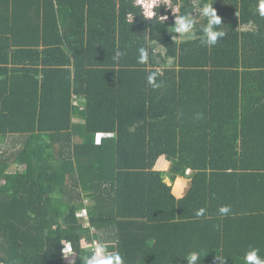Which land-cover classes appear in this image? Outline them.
<instances>
[{"label":"trees","instance_id":"trees-1","mask_svg":"<svg viewBox=\"0 0 264 264\" xmlns=\"http://www.w3.org/2000/svg\"><path fill=\"white\" fill-rule=\"evenodd\" d=\"M205 3L225 33L214 46L202 43ZM258 3L171 0L197 21L176 42L164 6L165 24L137 0H0V144H20L0 150V264H66L61 241L82 264L92 239L126 264H186L193 250L201 264H244L250 247L264 257ZM142 45L148 65L137 64Z\"/></svg>","mask_w":264,"mask_h":264},{"label":"clouds","instance_id":"clouds-1","mask_svg":"<svg viewBox=\"0 0 264 264\" xmlns=\"http://www.w3.org/2000/svg\"><path fill=\"white\" fill-rule=\"evenodd\" d=\"M137 3L143 5L144 17L147 20L158 18L163 24H165V21L168 19V17L159 15L155 9L157 7L160 8L161 6H164L171 11L175 19L174 26L170 27L169 29H171L170 36H172L174 41L182 42L185 40L184 37H191L189 35L192 34L197 21L195 18H193L191 13L177 14L180 8L179 4L173 6L171 4V0H150L149 3H145L144 0H137ZM257 8L259 15L264 17V0H259ZM200 16L206 19V23L200 29L203 34L202 43L210 46L216 45L218 40L225 36L224 31L220 30L221 18L217 15L211 3H205L203 5V7L200 9ZM129 18L130 20L132 19L131 14ZM154 43H157V41ZM137 51V64L148 65L150 60L149 47L142 45L137 49ZM125 55V52H117L116 58ZM158 75L159 73L157 71L149 72L147 75V84L153 89H159L161 87V83L158 82ZM107 136L110 137L111 135ZM98 142L99 141H97V143ZM230 211L231 208L228 205H223L218 209V213L221 216L228 215ZM205 212L206 209L201 208L195 212V216L204 217ZM91 231H95V229H91ZM61 244L63 245L62 254L64 256V261L65 257L67 258L74 256L77 258L76 252L74 251L70 241H61ZM81 245L82 247H86L88 249V252L83 257H81L82 264H126L123 255L118 251H108L106 242L103 240L92 239L90 244H86L84 240H81ZM204 257L203 250H193L187 253V255L184 257V261L186 264H201ZM216 260L219 261V264H225L226 261V259L223 257L217 258V256ZM243 260L244 264H264V257L260 255V248L258 247H250L244 253ZM74 264H76V261Z\"/></svg>","mask_w":264,"mask_h":264},{"label":"rangeland","instance_id":"rangeland-1","mask_svg":"<svg viewBox=\"0 0 264 264\" xmlns=\"http://www.w3.org/2000/svg\"><path fill=\"white\" fill-rule=\"evenodd\" d=\"M195 3L197 4V0H195ZM172 26H174V22H173L172 25H170V27H172ZM169 32H171V31H169ZM167 63H172V61H168ZM19 148H20V144L15 142L13 139H7L6 143L0 144V150L2 152H4V155L8 154L9 157H11L13 151L18 150ZM156 169L166 172V171H169L171 169V167H170L169 163L168 164H163V163L160 162L159 165L156 167ZM186 181H187V179H181L180 181H178L175 184L174 191H175V194L177 196L179 195V191H180V194L183 196V194L187 190L186 189Z\"/></svg>","mask_w":264,"mask_h":264},{"label":"built area","instance_id":"built-area-1","mask_svg":"<svg viewBox=\"0 0 264 264\" xmlns=\"http://www.w3.org/2000/svg\"><path fill=\"white\" fill-rule=\"evenodd\" d=\"M105 136H107V135H105V134H98V135H97V138H96V140L99 141L98 143H101L102 139H103ZM79 216H80V217H83V218H86V217H87V212H86V211H83L82 213L79 214ZM85 227H90V223L87 222V223L85 224ZM75 261H76V258H75L74 256H70V257H67V258L65 257V262H66L67 264H74Z\"/></svg>","mask_w":264,"mask_h":264},{"label":"crops","instance_id":"crops-1","mask_svg":"<svg viewBox=\"0 0 264 264\" xmlns=\"http://www.w3.org/2000/svg\"><path fill=\"white\" fill-rule=\"evenodd\" d=\"M160 162L163 163V164H168V163H169V162L165 161L164 158H161V159L159 160L158 165H159ZM169 164H170V163H169ZM158 165H157V166H158ZM170 167H171V164H170ZM178 181H179V180H178ZM178 181H177V182H178ZM187 184H188V183H187V181H186V189H187V187H188ZM174 186H175V185H174ZM173 193H174V195H175L177 198L180 199V198H182V197L185 195L186 191H185V193L183 194V196L180 194V191H179V195L177 196V195L175 194L174 189H173Z\"/></svg>","mask_w":264,"mask_h":264}]
</instances>
